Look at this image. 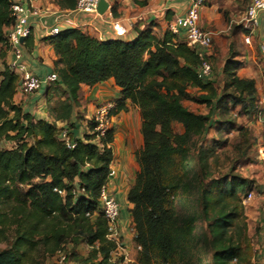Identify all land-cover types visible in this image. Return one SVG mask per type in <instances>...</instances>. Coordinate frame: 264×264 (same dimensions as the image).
I'll return each mask as SVG.
<instances>
[{
    "label": "trees",
    "instance_id": "16d2710c",
    "mask_svg": "<svg viewBox=\"0 0 264 264\" xmlns=\"http://www.w3.org/2000/svg\"><path fill=\"white\" fill-rule=\"evenodd\" d=\"M76 2L56 4L74 9ZM116 7L111 6L114 18ZM11 25L9 0H0L1 58L2 50H10L6 34ZM30 36L23 41L27 49ZM47 39L56 57L55 89L64 97L53 107L56 120L67 121L71 106L80 104L81 85L108 79L121 94L110 115L126 111L127 102L140 111L143 146L135 155L139 170L127 193L134 242L140 248L137 264H252L242 204L251 182L232 169L214 176L213 146L203 142L209 128L231 123L213 119L215 113L220 118L230 112L249 116L255 108V82L237 75L239 62L232 50L223 61L219 87L213 70L209 77H198L197 52L169 29L158 38L146 27L125 41L99 40L68 28ZM19 81L20 75L5 63L0 71V143L14 147L0 148V244H5L0 264L59 262L61 254L65 264H114L115 243L107 239L100 203L109 181L113 130L98 135L91 118L89 133L80 140L72 122L68 136L73 146L68 148L58 138L63 129L35 119L13 102ZM184 98L206 106L208 113L187 107ZM238 132L239 141L230 149L240 165L250 161L247 152L255 141L247 127ZM83 244L90 249L87 257L75 250ZM65 246L71 248L68 253Z\"/></svg>",
    "mask_w": 264,
    "mask_h": 264
},
{
    "label": "crops",
    "instance_id": "0c3cea01",
    "mask_svg": "<svg viewBox=\"0 0 264 264\" xmlns=\"http://www.w3.org/2000/svg\"><path fill=\"white\" fill-rule=\"evenodd\" d=\"M56 1H32V5L41 14L30 17L31 46L27 49L22 42L21 50L26 70L41 80V84L36 91L30 94L25 95L16 91L13 102L35 119L54 123L58 129L68 128L74 122L77 126L74 129L77 131L74 136L81 140L85 134L89 133L86 125L96 109L107 104L115 106L121 99L120 89L114 84L113 79L93 86L81 85L80 104L71 106L67 121L56 120L53 107L64 97L60 91L55 89L56 84L45 82L46 77L54 73L53 63L56 59L49 39H47L46 28L54 26H58L60 30L78 28L99 40L130 41L135 39L139 31L150 27L156 37L162 38L173 20L185 14L188 1L105 0L108 8L102 15L81 14L75 12L74 9H60ZM142 1L145 3L144 5L139 4ZM249 3L250 0H205L199 10L200 26L211 33L213 43L217 44L214 50L207 52V58L214 73L216 57L219 56L221 59V65L217 67L219 74L223 61L228 57L229 49H231L235 60L239 62L237 75L243 79H253L254 82L256 80V82L262 83L264 57H261L257 48L264 36V12L258 13L259 25L251 36L253 49L248 50L244 43L248 31L244 27L242 17ZM113 5L117 6L118 16L116 18L111 13ZM115 23L124 29V33L120 37H115L112 33ZM233 34H238V39L232 45ZM177 39L185 42L182 32L177 36ZM2 53L0 71L4 69L5 63L9 66L13 58L10 50H2ZM255 87L257 88V83H255ZM188 91L190 90L188 89ZM193 94L194 92H190L191 96ZM203 108L206 109V107ZM194 111L202 114L208 113L207 109L206 111L203 109ZM141 124L142 119L138 107L130 105L129 102H127V110L112 116L110 124V128L114 132L110 168L115 171V174L109 179L108 190L119 204V231L124 245L130 252L129 262L124 264H132L134 261L137 263V255L140 250L134 242L135 230L130 214L133 205L127 201V193L139 170L135 155L143 146ZM245 215L249 226L258 227L257 248L259 247L260 257L263 258L262 260L258 259V262L264 264V194L245 207Z\"/></svg>",
    "mask_w": 264,
    "mask_h": 264
},
{
    "label": "built area",
    "instance_id": "2783aa9c",
    "mask_svg": "<svg viewBox=\"0 0 264 264\" xmlns=\"http://www.w3.org/2000/svg\"><path fill=\"white\" fill-rule=\"evenodd\" d=\"M33 0H9V17L12 19V25L9 28L6 38L12 60L9 68L20 75L18 91L22 94H30L36 91L41 84V80L31 75L25 68L23 60V52L21 50L22 42L31 35V23L29 21L32 16H40L41 12L32 5ZM100 0H77L74 11L81 14L97 15V6ZM188 7L184 15L176 17L169 25V31L178 36L182 32L188 47L195 49L201 65L198 77L205 78L212 74V67L207 59V52L212 43V35L209 31L204 30L200 26L199 10L203 6L205 0H187ZM264 12V0H250V3L244 11L242 22L248 31L245 35L244 43L248 50L253 49L251 36L258 27V13ZM58 26L46 28L47 37H54L60 32ZM112 33L115 37H120L124 33V29L115 23L112 27ZM21 39L23 40L21 42ZM261 57H264V36L257 48ZM45 82L57 84L56 74L46 77ZM58 85V84H57ZM113 108L110 104L100 106L96 109L92 119L95 124L94 130L98 135H103L110 128L112 115L110 111ZM69 128L63 129L59 134V140L64 142L68 148L73 144L69 140ZM115 174L110 168L109 179ZM109 182V181H108ZM252 199V193L247 192L242 197V204L245 206ZM100 203L103 217L107 221L108 234L107 239L115 243V249L111 252V262L114 264H124L129 262L128 250L124 245L119 231V215L120 207L114 195L108 190V183L103 186L100 193ZM64 260V255L59 256V262Z\"/></svg>",
    "mask_w": 264,
    "mask_h": 264
},
{
    "label": "rangeland",
    "instance_id": "374dc122",
    "mask_svg": "<svg viewBox=\"0 0 264 264\" xmlns=\"http://www.w3.org/2000/svg\"><path fill=\"white\" fill-rule=\"evenodd\" d=\"M238 39V34L232 35V45L235 44V42ZM217 46V44H214L213 41L211 43V46L209 50H214V47ZM219 60V61H218ZM221 59L216 57L215 59V74L217 75L216 82L218 83L219 87L222 86L224 78L220 76V73L218 74L217 70L221 63ZM262 79V78H261ZM257 83L256 88V103L253 113L249 116H237L236 114L230 112V114H226L222 116V118L219 117L218 112L213 115V119H217V121H226L230 120L231 123H229L227 126L221 128L220 130H216V126L211 127L208 129L207 134L205 138L203 139V142L208 143V145L213 146L214 155L213 158L210 159L211 163V173L214 176H217L219 174H224L228 170L232 169L233 173H236L243 178L248 179L251 182V185L248 189V192L252 193V199L247 202V204L244 206H249L250 203L256 201L257 198H259L261 195L264 194V76L262 83ZM184 103L187 107L192 108L197 111H208V108L206 106L198 105L191 101L190 98H184ZM203 107H206L203 108ZM238 111V108L234 111L235 113ZM220 118V119H219ZM89 123V122H88ZM87 123V128H88ZM244 126L247 127L250 130L251 138L255 141L251 144L247 156L250 158V161L247 163L238 164L234 161V158L236 156V152H233V150L230 149V146L234 143H237L239 141L238 139V127ZM178 131H180V127L178 128ZM14 147V144L11 142H1L0 148H12ZM253 226H249L248 235L250 237L251 245L253 248V256L251 257V263L252 264H261L258 262V259L262 260L263 258L260 257L259 254V247L257 248L258 244V232H254L252 230ZM201 225H198V229L196 232V235H199L201 233ZM5 244H0V249L4 248ZM69 246H65V252L70 251ZM76 252L83 256L87 257L89 254V247L86 245H80L76 247ZM128 250V249H127ZM128 258H130V252L128 250ZM45 264H65L64 262H58L56 258L52 260L45 261ZM132 264H137L132 262Z\"/></svg>",
    "mask_w": 264,
    "mask_h": 264
},
{
    "label": "water",
    "instance_id": "95a60500",
    "mask_svg": "<svg viewBox=\"0 0 264 264\" xmlns=\"http://www.w3.org/2000/svg\"><path fill=\"white\" fill-rule=\"evenodd\" d=\"M107 8H108V4L105 2V0H100L99 1V4L97 6V13L100 14V15H102L106 11ZM22 41L23 40L21 39V42ZM73 133L75 135L77 133V131L74 130Z\"/></svg>",
    "mask_w": 264,
    "mask_h": 264
}]
</instances>
